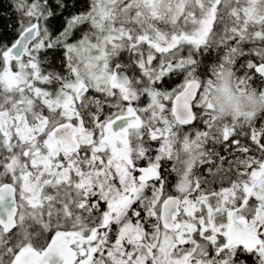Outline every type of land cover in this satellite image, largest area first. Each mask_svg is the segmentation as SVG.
<instances>
[{
    "label": "snow or ice",
    "instance_id": "6c2138e0",
    "mask_svg": "<svg viewBox=\"0 0 264 264\" xmlns=\"http://www.w3.org/2000/svg\"><path fill=\"white\" fill-rule=\"evenodd\" d=\"M9 4L0 264H264V0Z\"/></svg>",
    "mask_w": 264,
    "mask_h": 264
},
{
    "label": "clouds",
    "instance_id": "9594fccd",
    "mask_svg": "<svg viewBox=\"0 0 264 264\" xmlns=\"http://www.w3.org/2000/svg\"><path fill=\"white\" fill-rule=\"evenodd\" d=\"M264 93L253 90H237L233 82H228L227 78L216 85L212 91L210 99L216 105L217 114L231 117L236 113L264 111ZM223 109V113L219 110Z\"/></svg>",
    "mask_w": 264,
    "mask_h": 264
},
{
    "label": "trees",
    "instance_id": "16d2710c",
    "mask_svg": "<svg viewBox=\"0 0 264 264\" xmlns=\"http://www.w3.org/2000/svg\"><path fill=\"white\" fill-rule=\"evenodd\" d=\"M15 18V14L11 11L9 0H0V30H8L7 26L14 23Z\"/></svg>",
    "mask_w": 264,
    "mask_h": 264
}]
</instances>
